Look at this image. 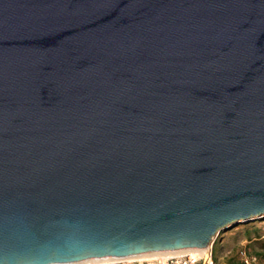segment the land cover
Instances as JSON below:
<instances>
[{"label":"water","instance_id":"obj_1","mask_svg":"<svg viewBox=\"0 0 264 264\" xmlns=\"http://www.w3.org/2000/svg\"><path fill=\"white\" fill-rule=\"evenodd\" d=\"M263 219L264 0H0V264Z\"/></svg>","mask_w":264,"mask_h":264},{"label":"rangeland","instance_id":"obj_2","mask_svg":"<svg viewBox=\"0 0 264 264\" xmlns=\"http://www.w3.org/2000/svg\"><path fill=\"white\" fill-rule=\"evenodd\" d=\"M256 229L259 232L258 235L249 234ZM248 234L249 238H247ZM261 242H264V219L246 225H238L230 231L220 233L212 240L211 250L214 264H240L236 258V251L240 248H244L256 256L262 255L264 249L261 247ZM227 249L231 251L224 255V251ZM259 259L264 264V258L260 257Z\"/></svg>","mask_w":264,"mask_h":264},{"label":"built area","instance_id":"obj_3","mask_svg":"<svg viewBox=\"0 0 264 264\" xmlns=\"http://www.w3.org/2000/svg\"><path fill=\"white\" fill-rule=\"evenodd\" d=\"M211 246L212 241L204 249L180 250L181 252L168 256H153L145 259L130 260H105V258H96L73 264H214ZM236 258L240 264H263L258 256L244 248L236 251Z\"/></svg>","mask_w":264,"mask_h":264},{"label":"bare ground","instance_id":"obj_4","mask_svg":"<svg viewBox=\"0 0 264 264\" xmlns=\"http://www.w3.org/2000/svg\"><path fill=\"white\" fill-rule=\"evenodd\" d=\"M181 251H172V252H160V253H148L143 255H134L129 257H123V258H105V260H130V259H145L150 258L153 256H168L172 254H177Z\"/></svg>","mask_w":264,"mask_h":264},{"label":"trees","instance_id":"obj_5","mask_svg":"<svg viewBox=\"0 0 264 264\" xmlns=\"http://www.w3.org/2000/svg\"><path fill=\"white\" fill-rule=\"evenodd\" d=\"M258 230L256 229V231H251L249 234H251V235H258ZM249 234L247 235V238H249ZM261 244V247L264 249V242H261L260 243ZM259 258L260 257H262V258H264V254H262V255H257Z\"/></svg>","mask_w":264,"mask_h":264},{"label":"crops","instance_id":"obj_6","mask_svg":"<svg viewBox=\"0 0 264 264\" xmlns=\"http://www.w3.org/2000/svg\"><path fill=\"white\" fill-rule=\"evenodd\" d=\"M230 251H231L230 249L225 250V251H224V255L230 253ZM221 252H222V250L220 251V253H221Z\"/></svg>","mask_w":264,"mask_h":264}]
</instances>
